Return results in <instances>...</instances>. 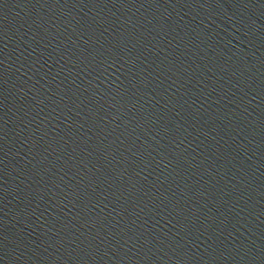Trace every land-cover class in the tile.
Instances as JSON below:
<instances>
[{
	"label": "water",
	"instance_id": "95a60500",
	"mask_svg": "<svg viewBox=\"0 0 264 264\" xmlns=\"http://www.w3.org/2000/svg\"><path fill=\"white\" fill-rule=\"evenodd\" d=\"M202 120L264 202V0H133Z\"/></svg>",
	"mask_w": 264,
	"mask_h": 264
}]
</instances>
